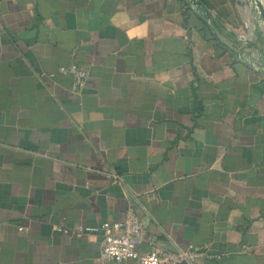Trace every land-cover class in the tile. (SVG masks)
I'll return each instance as SVG.
<instances>
[{
	"label": "crops",
	"instance_id": "obj_1",
	"mask_svg": "<svg viewBox=\"0 0 264 264\" xmlns=\"http://www.w3.org/2000/svg\"><path fill=\"white\" fill-rule=\"evenodd\" d=\"M196 1L0 0V264H135L84 230L128 210L142 253L264 264V20Z\"/></svg>",
	"mask_w": 264,
	"mask_h": 264
},
{
	"label": "built area",
	"instance_id": "obj_2",
	"mask_svg": "<svg viewBox=\"0 0 264 264\" xmlns=\"http://www.w3.org/2000/svg\"><path fill=\"white\" fill-rule=\"evenodd\" d=\"M240 38L245 46L247 39L245 37ZM62 72L71 74L72 90L79 91L85 86L90 69L87 66H81L70 71L63 69ZM84 230L99 235L98 258L100 260L120 262L131 259L135 264H194L196 258L204 254L192 247L184 249L177 247L174 250L157 248L144 253L140 252L137 247L144 239L145 226L132 210H128L121 219L104 221L96 227L85 228ZM76 231L80 232V229H76Z\"/></svg>",
	"mask_w": 264,
	"mask_h": 264
},
{
	"label": "water",
	"instance_id": "obj_3",
	"mask_svg": "<svg viewBox=\"0 0 264 264\" xmlns=\"http://www.w3.org/2000/svg\"><path fill=\"white\" fill-rule=\"evenodd\" d=\"M192 4H194L195 6H197V8L199 9V2H197L196 0H189ZM259 14L261 15L262 19L264 20V5L263 2L261 0H253ZM211 23L214 24L213 21H211Z\"/></svg>",
	"mask_w": 264,
	"mask_h": 264
},
{
	"label": "trees",
	"instance_id": "obj_4",
	"mask_svg": "<svg viewBox=\"0 0 264 264\" xmlns=\"http://www.w3.org/2000/svg\"><path fill=\"white\" fill-rule=\"evenodd\" d=\"M183 1H187V0H183ZM215 25H216V27H217L218 24H215Z\"/></svg>",
	"mask_w": 264,
	"mask_h": 264
}]
</instances>
